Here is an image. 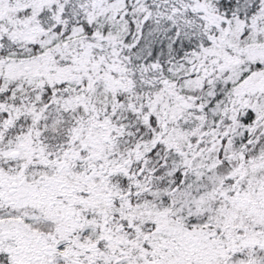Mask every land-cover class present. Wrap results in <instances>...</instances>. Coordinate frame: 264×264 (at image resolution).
Returning <instances> with one entry per match:
<instances>
[{"label": "snow or ice", "instance_id": "1", "mask_svg": "<svg viewBox=\"0 0 264 264\" xmlns=\"http://www.w3.org/2000/svg\"><path fill=\"white\" fill-rule=\"evenodd\" d=\"M0 264H264V0H0Z\"/></svg>", "mask_w": 264, "mask_h": 264}]
</instances>
